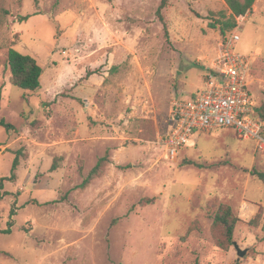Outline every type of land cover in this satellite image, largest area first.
Wrapping results in <instances>:
<instances>
[{
  "label": "rangeland",
  "instance_id": "374dc122",
  "mask_svg": "<svg viewBox=\"0 0 264 264\" xmlns=\"http://www.w3.org/2000/svg\"><path fill=\"white\" fill-rule=\"evenodd\" d=\"M161 1L0 0V118L14 125H0V178L19 157L0 193V228L16 209L0 264H264V148L228 128L198 131L177 157L159 142L174 101L204 88L229 7L169 0L162 21ZM237 21L264 120V0ZM10 48L43 67L39 90L12 84ZM221 204L241 219L244 256L216 244Z\"/></svg>",
  "mask_w": 264,
  "mask_h": 264
},
{
  "label": "built area",
  "instance_id": "2783aa9c",
  "mask_svg": "<svg viewBox=\"0 0 264 264\" xmlns=\"http://www.w3.org/2000/svg\"><path fill=\"white\" fill-rule=\"evenodd\" d=\"M235 29L221 41L204 88L174 101L171 130L159 141L167 157H177L198 131L220 128L232 129L264 148V120L256 115L248 84L251 61L236 50L241 34Z\"/></svg>",
  "mask_w": 264,
  "mask_h": 264
},
{
  "label": "trees",
  "instance_id": "16d2710c",
  "mask_svg": "<svg viewBox=\"0 0 264 264\" xmlns=\"http://www.w3.org/2000/svg\"><path fill=\"white\" fill-rule=\"evenodd\" d=\"M256 0H225L229 7L230 13L225 11L221 12V19H218L217 23H220V29L223 33L227 30H233L238 25V17L249 13ZM169 0H162L157 10L158 17L164 21L163 9L168 5ZM29 16H25L24 19H28ZM213 27H216V23H213ZM8 65L11 74V81L14 86H17L23 90L35 92L41 88V76L43 74V67L38 60L30 55L22 53L21 51L10 48L8 51ZM192 94H195L192 93ZM256 115L262 118L258 112V107H255ZM261 111V109H260ZM264 117V113H261ZM0 125L10 130L14 128L12 123L7 122L5 119L0 118ZM109 162V153H106L103 157H100L95 167L90 171L88 177L82 183V187L88 186L93 180L101 177L106 170ZM187 164H194L196 166H202L194 161L188 160ZM19 165V157L16 156L11 174L9 176H3L0 178V193L4 189L5 181H12L16 178V170ZM58 165H53V170ZM16 214L15 206L10 212V220L7 222L6 228H0L1 234H10L13 231L14 215ZM260 211L255 217L260 216ZM240 217L233 211L232 207L228 204H221L218 208L213 221L212 231L216 244L223 250H228L232 244H234L235 229L240 221ZM252 222V221H251Z\"/></svg>",
  "mask_w": 264,
  "mask_h": 264
},
{
  "label": "water",
  "instance_id": "95a60500",
  "mask_svg": "<svg viewBox=\"0 0 264 264\" xmlns=\"http://www.w3.org/2000/svg\"><path fill=\"white\" fill-rule=\"evenodd\" d=\"M234 245H235V247L238 249V253H239L240 256H244V255L246 254L247 250H242V249L239 247V245H238L237 242H234Z\"/></svg>",
  "mask_w": 264,
  "mask_h": 264
}]
</instances>
